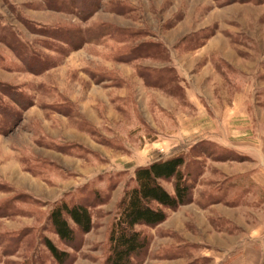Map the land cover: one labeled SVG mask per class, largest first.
Instances as JSON below:
<instances>
[{"label": "rangeland", "instance_id": "obj_1", "mask_svg": "<svg viewBox=\"0 0 264 264\" xmlns=\"http://www.w3.org/2000/svg\"><path fill=\"white\" fill-rule=\"evenodd\" d=\"M0 107V264H59L44 236L105 264L135 169L177 154L193 200L139 226L142 264H264V0H0Z\"/></svg>", "mask_w": 264, "mask_h": 264}, {"label": "trees", "instance_id": "obj_2", "mask_svg": "<svg viewBox=\"0 0 264 264\" xmlns=\"http://www.w3.org/2000/svg\"><path fill=\"white\" fill-rule=\"evenodd\" d=\"M79 39L80 44L89 42V38L84 36ZM47 62L46 59L39 61L40 71L50 66ZM7 86L18 92V88ZM16 94L25 98L22 92ZM26 102L25 108L32 104L30 100ZM5 110L0 107L1 114L5 115ZM185 165L184 154H177L155 159L135 169L133 183L124 190L110 226L105 264L143 263L142 258L149 248L151 237L139 226H157L167 219L169 209L176 210L193 200L194 184L189 179V173L185 172ZM163 181H172L174 191H170ZM48 220L64 242H73L78 232L87 233L93 228L89 207L79 201L69 203L63 200L54 204L48 213ZM42 241L59 264H65L70 259V252L59 248L48 236H44Z\"/></svg>", "mask_w": 264, "mask_h": 264}]
</instances>
